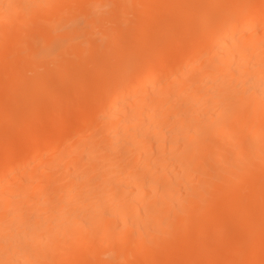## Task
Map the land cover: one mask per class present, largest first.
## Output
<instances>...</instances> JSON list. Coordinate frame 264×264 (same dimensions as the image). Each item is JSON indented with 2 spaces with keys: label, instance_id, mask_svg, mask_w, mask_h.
<instances>
[{
  "label": "bare ground",
  "instance_id": "obj_1",
  "mask_svg": "<svg viewBox=\"0 0 264 264\" xmlns=\"http://www.w3.org/2000/svg\"><path fill=\"white\" fill-rule=\"evenodd\" d=\"M257 15L264 0H0V264H264ZM177 25L211 46L171 45ZM43 81L106 104L55 121L41 104L38 128Z\"/></svg>",
  "mask_w": 264,
  "mask_h": 264
},
{
  "label": "rangeland",
  "instance_id": "obj_2",
  "mask_svg": "<svg viewBox=\"0 0 264 264\" xmlns=\"http://www.w3.org/2000/svg\"><path fill=\"white\" fill-rule=\"evenodd\" d=\"M210 10H211V9H209L207 12H209ZM212 10H214V9H212ZM214 11H218V13H219V10H218V9H217V10H214ZM74 13H76V15H77V12H74ZM74 13H73V14H74ZM210 13H212V12H210ZM80 14H81V16H82V14H84V13H83V12H80ZM76 15H74V18H70V20H72V19L74 20V19H76V18L79 19V18L81 17V16L79 15V13H78V16H79V17H77ZM209 15H211V14H209ZM213 15L216 16L217 13H214ZM58 16H59V15H58ZM58 16H57V17H58ZM72 16H73V15H72ZM211 16H212V15H211ZM215 16H214V17H215ZM68 17H70V15H68ZM68 17L66 16L67 19H69ZM83 17H84V16H83ZM256 17H257L256 20L258 19V20L261 21V22H262V20H264V17H263L262 15L259 16V17H258V15H257ZM63 18H64V17H62V18H58V19H59V22H61V23H59V24L65 26V28H66V26L69 27V24H71V23H68V24H67V22H69V20H67L66 18L64 19L65 21H64V23H63ZM259 18H261V20H260ZM83 19H84V18H83ZM66 20H67V21H66ZM73 20H72V21H73ZM258 20H257V21H258ZM57 21H58V20H56V22H57ZM79 21H80V20H79ZM84 21H85V20H84ZM84 21L82 20L81 23H84ZM70 22H71V21H70ZM263 22H264V21H263ZM263 22H262V25H264ZM62 23H63V24H62ZM43 24H45V23H43ZM43 24H42V25H43ZM57 24H58V22H57ZM65 24H66V25H65ZM86 24H87V23H86ZM86 24L84 23V25H86ZM42 25H41L39 28H41ZM45 25H46V24H45ZM61 25H60V26H61ZM81 25H82V24H81ZM46 27H49V25H48V26L46 25ZM61 27H62V26H61ZM83 27H84V26H83ZM85 27H86V26H85ZM89 27H90V26H89ZM89 27H88V25H87V29H88ZM176 27H177V29H175ZM176 27H174V28L171 29L172 32L175 34V36L172 35L173 38H175L176 36L178 37V35H180V34H181L182 36H183V34H184L185 36L190 35L189 38H188V37L186 38L185 36H184V38H183V37L180 35L181 37L176 38V39H179V38H180V40L182 39L181 41H180V40H177V41H180V42H181V44H179L180 42L178 43L179 45H177V42H176L175 39H174L175 41H174V40H171V37H169L170 40H168V42H169V41H172L173 44L171 43V45H173V46L176 45L177 47H178V46H179V47H183V46H185V51L187 50V47H188L189 52H191V51L193 52V51L195 50L196 52H194L193 54L197 53V51L200 52L199 50H200V47L202 46V44L199 45V46H198V45H194V44H193V45H190V46L187 45L189 41L187 42L186 40H188V39L190 40V38H191V40H193L192 37H191V36H192V33H191V34H186L187 32L184 31V30H182V29H184L183 27H181V29L179 30L180 25H177ZM43 28H45V27H43ZM43 28H42V29H43ZM45 29H46V28H45ZM85 30H86V28H85ZM181 30H182V32H181ZM41 31H42V30L40 29V32H41ZM176 31H177V32H176ZM178 31H179V32H178ZM183 31H184L185 33H183ZM40 32L37 31V33H40ZM180 32H181V33H180ZM34 33L36 34V32H34ZM179 33H180V34H179ZM182 33H183V34H182ZM29 37H30V36H29ZM184 39H185V41H186V45H187V47H186V45H184V44H185ZM174 42H175V45H174ZM183 42H184V43H183ZM190 42H192V41H190ZM190 42H189V44H191ZM207 43L209 44V42H205V44L203 43V44H204V46H202V47H203V49H202L203 52L205 51V49L207 50V49L211 46V42H210L209 45H206ZM87 44H88V43H86V45H87ZM182 44H183V45H182ZM261 45H262V44H261ZM14 46H15V45H14ZM16 46H18V45H16ZM87 46H88V45H87ZM177 47H176V48H177ZM179 47H178V48H179ZM260 47H261V46H260ZM262 47H263V45H262ZM173 49H174V48H173ZM196 49H197V50H196ZM256 49H257V51L255 50V51L257 52L256 55H258V50H259V49L261 50V49H263V48H259V49H258V47H256ZM171 50H172V49H171ZM181 50H182V48H181ZM183 50H184V49H183ZM185 51H183V52H185ZM261 51H263V50H261ZM180 52H182V51H180ZM180 52H179V53H180ZM183 52H182V53H183ZM259 52H260V51H259ZM200 53H202V52H200ZM200 53H199V54H200ZM183 54H184V53H183ZM186 54H188V51L186 52ZM186 54H184L185 58L187 57ZM263 54H264V52L261 53L260 55L262 56ZM171 55H172V54H171ZM174 55H175V56H171V57H168V56H167V57H168V60H169L168 62H171L170 59H171L172 57H174V58H172L173 61H174V59L176 60L177 57H181V58L183 57V56H181V53L178 54V55H177V54H174ZM260 55H259V57H260ZM193 56H194V55H193ZM263 56H264V55H263ZM259 57H258V58H259ZM188 58H189V57H188ZM262 58H264V57H262ZM262 58H261V59H262ZM263 61H264V60H263ZM168 62H167V60H165V61L162 60L161 63H162L163 65H165V64L168 63ZM164 63H165V64H164ZM46 65H47V64H46ZM40 67H42V66H40ZM43 69H44V66H43ZM47 69H48V68L45 69L46 73L43 72V71L41 72V68L39 69L40 72L42 73V75H41L40 77H38L40 80H44V79L47 77V74H48V73H47V72H48ZM39 70H37V71H39ZM30 71H31V68L29 69V72H28L27 69H26V72H28V73H25V74H29V73H30L29 76H30L33 80H35V81H33V83H34V82L37 81V76H38V75H37L36 73H34V74H36V76H34V74H33V76H32V72H34V70H32V72H30ZM35 71H36V70H35ZM24 72H25V71H24ZM24 72H23V73H24ZM40 72H38L39 75L41 74ZM44 73H45V74H44ZM22 76H24V75H22ZM43 76H44V77H43ZM26 77H27V78H30V77H28V75H26ZM56 77H57V78H55V79L53 78L55 81H56V80L58 79V77H60V76H56ZM36 83H37V82H36ZM41 83H42V85H41L42 87H41L40 90L37 92V94L34 95V96H35V97L40 96V99L42 98V100H44V101L41 102L40 105H39L38 107L32 109L31 112H30V115H31V116L33 115V116H32V121H35V120L37 121V120H39V123H38V122L34 123V122H32V121L29 119L30 122L33 123L34 126H36V127H38V128H39V125L41 124L40 122H44L45 124H47V123L45 122L46 120H44V119H48V117H46V118L44 117V116L46 115L45 113H47V115L49 116V118H51L52 120H54V121L56 120V118H55V119L53 118V117H55V116H53V117L51 116V115H52V111H53V107H57V108L54 109V110H55V111H54V115H55V113H57L58 110H60V109H62V110L59 111L58 114H60V112H62V114H63L64 106H65V108H66V106H68V108H66L65 112L69 115V113H71L70 111H71V108H72L73 106L76 105V107H79L80 104L82 103L81 101H82V96H83V95L76 94V93H74L75 95H74V94H70L71 91L68 92L69 90H66V91H65L64 89L61 90V88H60V89H59V88H56V87H54V86L56 85V83L53 84L52 86H51L50 84H48V83H45L44 81L41 82ZM103 84H104V81H103V80L99 81L98 83H91L90 86H89V87H91V89H90L91 92H92V93H98V92H99V89H100V87H101V85H103ZM42 88H43V89H42ZM51 88H53V89H51ZM54 88H55V89H54ZM19 89H21V88H19ZM53 90H54V91H53ZM97 90H98V91H97ZM0 91H2V89H1ZM42 91H44V92H42ZM51 91H52V92H51ZM50 92H51V93H50ZM55 92H58V94H56ZM40 93H41V94H40ZM92 93H91V94H92ZM51 94H53V95H51ZM48 95H51V97L48 96ZM79 95H80V97H79ZM3 96H5V94H4V95L0 94V97H1L0 100H2V98H4ZM59 96H60V97H59ZM61 96H62V98H61ZM66 96H67V97H66ZM74 96H75V97L78 96V97L75 99ZM58 97H59V98H58ZM46 98H47V99H46ZM51 98H52V99H51ZM48 99H49V100H48ZM59 99H60V100H59ZM4 100H5V99H3V101H4ZM45 100H46V101H45ZM47 100H48V101H47ZM50 100H51V101H50ZM55 100H56V102H55ZM57 100H59V101H57ZM66 100H67V102H66ZM64 101H65V102H64ZM75 101H76V102L78 101V103L75 104ZM98 101H99V99H97L96 101H93V102H98ZM100 101H101V103H100ZM100 101L98 102L99 105H98V103H97V105H95L96 103L89 102L90 104H89V103H86V104H85L84 106H82L81 108L79 107L80 109H82V108H88L87 106L89 105V106H90V108H89L90 111L87 109L88 112H87V110H86V112H85V110H84L85 113H84V112L82 113L80 109H79V111H80L81 114L84 116V114L87 115L89 112H91V108H92V110H93V107L95 106L96 108H95L94 111H93V112L95 113V112H97L99 109H101V107H103V104H104V105L106 104V101H105V100H100ZM47 102H48L49 104H48ZM69 102H70V103H69ZM72 102H73V104H72ZM1 103H2V101H1ZM50 103H51V104H50ZM56 103H58V104L56 105ZM65 103H66V104H65ZM41 104L43 105V109H45V112H44L45 115L42 114L43 112H41V114H40V111H44V110L42 109V107H41ZM86 105H87V106H86ZM93 105H94V106H93ZM51 106H52V107H51ZM45 107H46V108H45ZM40 108H41V110H40ZM47 108H48L49 110H48ZM73 108H75V107H73ZM73 108H72V109H73ZM50 109H52L51 112H50ZM56 109H57V110H56ZM74 110L77 111V113H79V114H77L78 116L81 115L80 112L78 111V109H77V110L74 109ZM74 110H73V111H74ZM82 110H83V109H82ZM67 111H68L69 113H68ZM73 111H72V112H73ZM31 113H35V115H34V114H31ZM73 115H74V116H77V115L75 114V112H74ZM82 115H81V117H82ZM31 116H29V118H31ZM59 116H61V114H60ZM78 116H77V117H78ZM36 117H38V118H36ZM58 118H59V117H58ZM69 118H70V117H69ZM33 119H34V120H33ZM96 119H97L96 116H93V119L91 120V122L98 121V120H96ZM24 120H25V115L22 114V113H21V114L19 113V114H16V115L13 117V119H12V123H13L14 126H19V125H21L22 123H24ZM48 120H50V119H48ZM48 120H47V122H48ZM52 120H51V121H52ZM21 121H22V122H21ZM52 122H53V121H52ZM70 122H71V120L69 119V123H70ZM63 123H64V122H63ZM63 123H60V124H59V125L62 124L60 127L64 126L65 124H69L68 121H67L65 124H63ZM94 123H95V124H98V122H94ZM35 124H36V125H35ZM22 125H23V124H22ZM44 126H45V125H44ZM40 127L43 128V125H42V126L40 125ZM20 128H21V126H20ZM6 137H7V139H6ZM10 138H12L11 131H5L4 133L0 134V139H2V142H1V140H0L1 143H4V142H3L4 139H6V140L9 139V140H10ZM1 143H0V144H1ZM27 144H28V143L25 142V145H27ZM62 148H63V147H62ZM62 148H60V150H62ZM59 171H60V170H59ZM59 171H57V170H56V171H53V173L55 174V176H57V175L60 174ZM56 172H57V173H56ZM196 178L198 179V176H197Z\"/></svg>",
  "mask_w": 264,
  "mask_h": 264
}]
</instances>
